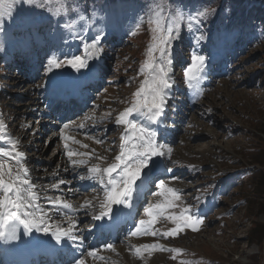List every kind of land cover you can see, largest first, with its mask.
Listing matches in <instances>:
<instances>
[{"label": "rangeland", "instance_id": "1", "mask_svg": "<svg viewBox=\"0 0 264 264\" xmlns=\"http://www.w3.org/2000/svg\"><path fill=\"white\" fill-rule=\"evenodd\" d=\"M39 3L43 7L17 4L13 18L5 19L6 31L0 30L3 49L0 134L5 136L0 148H7L10 140L19 141L17 148L24 153L30 182L42 186L39 190L42 200L60 199L67 203L64 190L74 189V183L78 187L84 183L89 188L75 194H82L81 198L70 197L76 201L75 205H83L91 195L102 198L98 182L81 181L79 175L87 177V169L93 165L107 167L119 154L125 126L116 125L115 120L131 107L135 93L148 78L145 64L154 43L155 26L149 19L157 4L163 6L161 14L166 26L174 19V13L182 10L184 19L173 42V64L169 68L173 85L163 117L167 123L162 124L165 137L169 133L178 136L172 143H166L173 149L170 157L165 158L172 171L164 178L168 180L166 187L174 189L180 198L154 225L157 236L153 241L164 243L165 247L163 251L158 249L161 254L145 255L146 250L132 256L134 259L123 258L120 250L126 247L128 251L131 242H139L123 239L109 264H264V187L260 185V177L264 175V40L255 43L251 34L255 31L253 27H257L258 34L253 33L264 38L260 28L264 27V0H39ZM21 10L30 14V23L24 28L15 22ZM198 12H206L207 17L197 16ZM189 16L193 17L191 27ZM98 34L102 36L97 44V48L102 47L101 52L89 46L91 38ZM193 51L209 58L207 77L199 85L202 90L196 101L191 97L199 91L195 93L189 88L183 75ZM52 54L57 58L80 55L88 65L81 71L86 72L92 70L98 59L105 64L104 72L96 75L102 85L93 80L99 87L92 90L90 105L82 106L77 115L60 123L61 126L55 122L52 126L49 114L57 104L43 109L45 103L41 99L49 98L64 86L61 81L68 82L75 70L65 66L49 72L47 60ZM33 64H38L35 80H31L30 73ZM53 85L57 87L55 92ZM191 107L196 110L192 114ZM186 110L190 111L187 119ZM81 123L84 127L101 126V131L97 130L98 136L95 133L87 138L81 136L86 129L77 131L78 135L63 130L68 128H64L65 124L82 130ZM45 129L48 131L43 134ZM98 139L104 143H96ZM71 143L73 152L92 154L91 158L73 157V160L87 159L86 166H73L69 161V149L64 144ZM98 156L105 159H97ZM61 179L66 183L52 186ZM155 183L151 192L162 191ZM166 195L171 198V194ZM164 201V196L148 194L140 206L138 220L146 219L147 206ZM93 205L98 206L95 202ZM185 207L190 209L189 214L204 220L198 226L200 230L193 232L186 228L167 238L160 235L176 228L166 217L181 215Z\"/></svg>", "mask_w": 264, "mask_h": 264}, {"label": "snow or ice", "instance_id": "2", "mask_svg": "<svg viewBox=\"0 0 264 264\" xmlns=\"http://www.w3.org/2000/svg\"><path fill=\"white\" fill-rule=\"evenodd\" d=\"M20 3L43 7L39 0H0V30L6 31L5 19L13 18L16 6ZM162 7L161 4H157L153 17L149 19V23H153L155 26L152 28L154 43L149 49L148 61L145 64L148 78L135 93L131 107L123 111L115 120L116 125L125 126L119 154L115 156V162L107 167L101 168L98 164L93 165L87 169V177L79 175L81 181L88 179L98 182L99 188L103 192L102 198H96L99 201V211L93 212L91 215L92 220L101 221L95 225L96 232L99 234L110 233L118 229L122 223L131 221L134 228L129 233L131 236L151 235L155 237L157 231L154 230V225L158 222V218L164 214L166 209L175 207V201L180 198L174 189L166 187L164 179L161 178L162 175L172 171L166 165L164 158L170 157L173 149L165 142L157 141V129L161 124L167 123L162 117L169 107V90L173 85V77L169 70L173 64L172 46L181 31V20L184 19V15L182 10L174 13V19L166 26L165 17L161 14ZM196 15L207 17L206 12H198ZM29 16V13L21 10L17 13L15 22L21 28L27 27L30 23ZM192 19L193 17L189 16L188 27H191ZM197 23L201 22L197 21ZM136 27H139V24ZM197 31L199 32L200 29L198 28ZM131 34L134 35L135 32L133 31ZM101 39L102 36L99 34L92 37L89 46L96 49L97 52H101L102 47L97 48ZM2 50L0 49V51ZM157 53L158 55H155ZM208 59L203 53L192 52L190 65L183 69V75L189 88L200 90V82L207 77L205 69L209 68ZM47 65L49 72L53 68L61 69L68 66L80 73L82 69L88 67L80 55H65L62 58H57L55 54H52L51 58L47 60ZM141 74H144V69L141 70ZM55 90L56 85H53V91L55 92ZM133 114L142 117L151 126H147L139 119H130L129 117H132ZM0 127H3L2 122H0ZM67 127L69 125L65 124L64 128ZM79 127L84 128V124L81 123ZM160 131L162 134L164 130L160 129ZM3 140H5V136L0 134V141ZM18 143L19 141L11 140V150L0 148V157L8 158V160H0V245L11 246L4 249V255L19 254L32 247L47 248L50 246V240L33 236L34 232L50 235L57 245H60L62 241H68L75 245L77 250L82 249L84 240L77 235V224L79 223L77 220L69 218L66 228H61L58 224L50 232V217L38 203L39 196L28 178L29 170L24 164V153L17 150ZM74 143H79V141H74ZM96 143L102 144L104 141L98 139ZM64 147L67 149L68 145L65 144ZM83 147L87 148V145H83ZM91 155L67 151L68 159L73 166L88 164L87 159L73 160L74 156L91 158ZM97 159L104 160L105 157L98 156ZM8 161H14V164H10ZM154 181L156 187L162 191L148 192L147 194L164 196L165 201L147 206L144 210V216L147 219L140 218L137 226L135 213L138 205L134 203V200L139 201L146 194V190L153 186ZM65 183L66 181L61 179L56 187ZM166 194H171V198ZM199 199L197 197V200ZM48 203L51 208H73L71 204L62 202L60 199L49 200ZM80 207L92 209L94 205L92 201H85ZM189 213L190 209L185 207L181 215L167 216L166 219L176 224V228L160 233V235L165 238L176 236L186 228L198 232L200 230L198 226L202 225L204 220ZM22 234L25 237L23 239ZM105 247L114 250L112 244H106ZM143 247L148 251L164 250L160 244H146ZM140 251L139 248L136 249L138 254ZM96 254L97 250L93 249L85 251L79 258L70 255L67 264H86L85 257L95 258Z\"/></svg>", "mask_w": 264, "mask_h": 264}, {"label": "bare ground", "instance_id": "3", "mask_svg": "<svg viewBox=\"0 0 264 264\" xmlns=\"http://www.w3.org/2000/svg\"><path fill=\"white\" fill-rule=\"evenodd\" d=\"M97 65H99V67H97ZM105 64L103 62V60H97V64L91 69H89L87 72L84 70V71H81L80 73H73L74 75H72L70 78L74 79V81L70 82L68 86L65 87V84L64 86H60L59 88V95L62 97V98H67L69 95H72V93H74V97L76 96H79L81 100H84L86 95L88 96V100H87V104L89 103L90 99H91V96L87 93H89L88 91H84L86 93H84L83 95L81 94V92H83V89H85L86 85H88V81L92 82L93 79L96 77L97 74H99V76L102 74L101 72H104L103 68H104ZM71 75V74H70ZM82 75H85V76H82ZM72 85L76 86L77 88L75 87H72ZM53 87V86H51ZM49 87V88H51ZM78 88L80 89V91L78 90ZM198 92V91H197ZM197 94V93H196ZM55 95H57V92L55 93ZM60 97V98H61ZM49 102H53L52 99H49ZM131 119H139L141 122L145 123L147 126H151V125H148L147 124V121H145L142 117H135V116H132L130 117ZM65 122V121H64ZM55 124H57L55 122ZM162 126V129L164 128V126L161 124ZM164 130V129H163ZM158 132V131H157ZM163 134H167L166 131L164 130ZM165 138V135L163 136ZM162 137V138H163ZM177 135H173L171 133H169V135L167 136V141L169 140L170 143L173 142V139L176 138L177 139ZM173 138V139H171ZM11 141V140H10ZM3 149H6V150H11V143H9V146L7 148H3ZM17 150L19 151V149L17 148ZM82 157V156H81ZM0 160H8V158L6 157H0ZM8 163L10 164H14V161H8ZM63 165V163H62ZM146 171V170H145ZM29 179H31L29 176H28ZM52 178V177H51ZM164 182L168 183V180H165ZM32 184V183H31ZM45 184V183H44ZM58 182H53L52 183V186L53 185H57ZM34 186V191L37 193V195L39 196V200H38V203L40 204V207L41 209H44L45 211L48 212V216L50 217V220H49V223L51 225V228H50V232L52 229H54L56 227V225H60L61 228H66L68 226V223L67 221L69 220V218H72V219H75L77 220L79 223L80 221L83 219L80 218V215H78L79 213L81 212H88L89 214H91L93 211H99V208L98 206L97 207H93L92 209H86V208H80L77 210V208L71 204L73 206L72 209H63V208H59V209H56V208H51V205L48 203L49 199L48 200H42L41 198V195H40V192L39 190L41 189L42 186H39V185H35V184H32ZM41 185V184H40ZM68 187H70L68 185ZM170 195V194H169ZM168 196V195H167ZM96 195H91L87 198V201H92V202H95L96 204L99 203L96 202ZM43 203H42V202ZM136 202V201H135ZM115 207V206H114ZM51 208V210L49 211V209ZM98 208V209H97ZM97 209V210H96ZM78 212V214L74 213V212ZM79 218L81 219L79 221ZM147 219V217H145ZM79 223L77 224V226L79 225ZM130 225V224H129ZM40 234H43V233H40ZM153 238L154 236H151L149 235L148 237L142 239V240H139L138 243H132L131 242V246H129L130 248L128 249V251L126 250L127 248H123L122 250H120V255L123 257V258H127V259H130V257L132 258V256H136L137 255V252H136V249L139 247V246H144L146 244H155V241H153ZM54 242V241H53ZM62 242H66V241H62ZM66 247H71V242H69ZM53 245V244H52ZM74 246V245H73ZM163 247V249L165 248L164 247V243L161 245ZM56 248H58L56 246ZM132 248V249H131ZM115 250V248H114ZM113 250V251H114ZM147 252L149 253H152V252H156V255H159V250L157 249L155 251V249L151 250V251H146L145 252V255H148ZM117 252H115L114 254L112 255H105L106 257H113ZM161 254V253H160ZM148 257V256H146ZM115 259V258H114ZM134 259V258H132ZM131 259V260H132ZM147 259V258H146ZM85 260H86V264H98L94 261V258L93 257H85ZM127 261V260H126ZM125 262V261H124ZM130 261H128L129 263ZM123 263V262H122ZM100 264H105V263H100ZM135 264V263H134Z\"/></svg>", "mask_w": 264, "mask_h": 264}, {"label": "trees", "instance_id": "4", "mask_svg": "<svg viewBox=\"0 0 264 264\" xmlns=\"http://www.w3.org/2000/svg\"><path fill=\"white\" fill-rule=\"evenodd\" d=\"M252 24L255 25V23H253V22H252ZM260 28H262L261 31L264 32V27L261 26ZM253 29H255V31H253V32H255V34H258V33H257V32H258V28H257V27H253ZM254 37L256 38V41H257V42L259 41L258 39H260L261 41L264 40V38H259V35H255ZM257 37H258V38H257ZM263 159H264V158H263ZM260 179L262 180V181L260 182V185H261V187H264V185H263V183H264V175H261Z\"/></svg>", "mask_w": 264, "mask_h": 264}]
</instances>
